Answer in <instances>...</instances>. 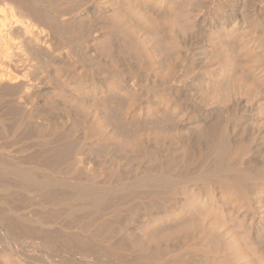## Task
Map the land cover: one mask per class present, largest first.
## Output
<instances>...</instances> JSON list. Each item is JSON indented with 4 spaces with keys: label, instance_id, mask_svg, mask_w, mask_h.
<instances>
[{
    "label": "bare ground",
    "instance_id": "bare-ground-1",
    "mask_svg": "<svg viewBox=\"0 0 264 264\" xmlns=\"http://www.w3.org/2000/svg\"><path fill=\"white\" fill-rule=\"evenodd\" d=\"M0 264H264V0H0Z\"/></svg>",
    "mask_w": 264,
    "mask_h": 264
}]
</instances>
